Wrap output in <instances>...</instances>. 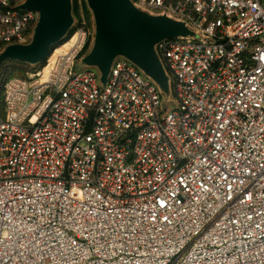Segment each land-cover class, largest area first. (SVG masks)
Here are the masks:
<instances>
[{
	"label": "built area",
	"instance_id": "1",
	"mask_svg": "<svg viewBox=\"0 0 264 264\" xmlns=\"http://www.w3.org/2000/svg\"><path fill=\"white\" fill-rule=\"evenodd\" d=\"M25 1L0 0V54ZM131 2L192 32L155 45L171 99L125 56L81 68L84 19L0 74V264H264V0Z\"/></svg>",
	"mask_w": 264,
	"mask_h": 264
},
{
	"label": "water",
	"instance_id": "2",
	"mask_svg": "<svg viewBox=\"0 0 264 264\" xmlns=\"http://www.w3.org/2000/svg\"><path fill=\"white\" fill-rule=\"evenodd\" d=\"M87 1L94 13L96 34L85 60L103 71L101 80L106 81L114 58L122 55L168 92L169 79L155 45L165 38L191 34L186 25L166 15L142 11L131 0ZM20 8L39 12V20L28 43L11 44L1 52L0 65L6 60L42 63L53 46L67 36L75 21L72 0H26Z\"/></svg>",
	"mask_w": 264,
	"mask_h": 264
},
{
	"label": "rangeland",
	"instance_id": "3",
	"mask_svg": "<svg viewBox=\"0 0 264 264\" xmlns=\"http://www.w3.org/2000/svg\"><path fill=\"white\" fill-rule=\"evenodd\" d=\"M72 1H73V16L75 19L73 26H75L76 23L81 24L82 20L84 19L86 22V28L95 36L96 22L94 18V13L92 9L90 8V6L88 5V1L87 0H72ZM64 40H66V37L65 39L60 41L58 44L54 45L52 50L54 49V47H58L60 43H62ZM68 46L69 44L67 43V44L61 45L57 49H62V47H64V49H68ZM93 46H94V39H93L91 46L81 54V57L78 63L80 64L81 68H87V67L94 68L95 70L99 72V75L102 79L103 71L98 67V65L89 64L85 60L87 55L92 50ZM40 66H42V63L29 64L27 62L20 61V60H6L3 62V65L1 66V77H2L1 81H4L10 76H17V75L27 76ZM165 95L170 99L173 97V94L170 90L168 92H165ZM3 115H4V108L2 104L0 103V117H2Z\"/></svg>",
	"mask_w": 264,
	"mask_h": 264
},
{
	"label": "bare ground",
	"instance_id": "4",
	"mask_svg": "<svg viewBox=\"0 0 264 264\" xmlns=\"http://www.w3.org/2000/svg\"><path fill=\"white\" fill-rule=\"evenodd\" d=\"M66 49H64V47H62V49H57V51H56V53L57 52H63V51H65Z\"/></svg>",
	"mask_w": 264,
	"mask_h": 264
},
{
	"label": "trees",
	"instance_id": "5",
	"mask_svg": "<svg viewBox=\"0 0 264 264\" xmlns=\"http://www.w3.org/2000/svg\"><path fill=\"white\" fill-rule=\"evenodd\" d=\"M2 65H3V64H2ZM2 65H1V66H2ZM0 74H1V67H0Z\"/></svg>",
	"mask_w": 264,
	"mask_h": 264
}]
</instances>
